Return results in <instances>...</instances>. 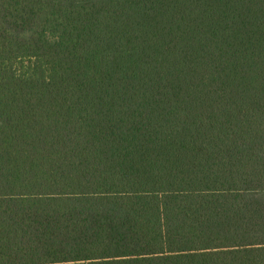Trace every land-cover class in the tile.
I'll use <instances>...</instances> for the list:
<instances>
[{"label":"trees","instance_id":"16d2710c","mask_svg":"<svg viewBox=\"0 0 264 264\" xmlns=\"http://www.w3.org/2000/svg\"><path fill=\"white\" fill-rule=\"evenodd\" d=\"M0 264H264V0H0Z\"/></svg>","mask_w":264,"mask_h":264}]
</instances>
